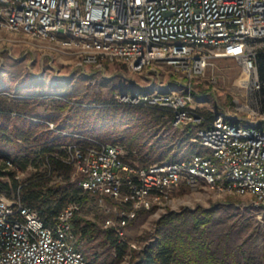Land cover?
Segmentation results:
<instances>
[{"label":"built area","instance_id":"2783aa9c","mask_svg":"<svg viewBox=\"0 0 264 264\" xmlns=\"http://www.w3.org/2000/svg\"><path fill=\"white\" fill-rule=\"evenodd\" d=\"M0 28L71 49L81 64L101 69L121 61L134 72L148 67L158 75L165 66L188 82L213 59L232 57L241 62L251 92L262 84L257 58L264 53V0H0ZM172 84L120 91L118 101L158 107L171 115L174 127L197 126L190 140L200 151L141 165L128 160L129 150L117 143L77 140L65 147L64 161L76 171L71 179L102 202L116 200V220L106 223L118 235L138 210L164 204L182 187L248 197L264 206L260 97L249 118L218 112L208 119L192 105L190 92L181 94ZM75 209L69 204L47 224L20 199L0 195V264H91L73 241Z\"/></svg>","mask_w":264,"mask_h":264},{"label":"trees","instance_id":"16d2710c","mask_svg":"<svg viewBox=\"0 0 264 264\" xmlns=\"http://www.w3.org/2000/svg\"><path fill=\"white\" fill-rule=\"evenodd\" d=\"M257 70L262 83L258 94L264 107V53L257 58ZM76 98L83 100V97ZM43 99L31 95L19 101L0 94V141L9 142L29 136L34 139L35 147L39 148H21L16 143L13 155L1 152L6 160L0 166V176L6 162L22 170L29 166L45 165L44 173L34 172L23 183L16 178L15 170H7L4 172L7 180L2 182L0 191L13 189L20 200L36 209L47 224L69 204L86 206L99 197L81 188L68 190L75 183L71 181L74 168L64 161L66 150L62 146L67 139L73 138L65 135L64 129L88 133L90 137L103 142L110 140V135L120 130L119 143L129 150L128 160L138 159L141 165L185 158L182 155L183 145L180 144L183 140L187 141L185 146H197L190 140L193 132L189 126L183 131L173 128L171 115L158 107L116 106L111 100H99L98 106L81 107L75 104L72 95L49 103ZM31 117L40 121L34 123ZM48 122H54L55 129H51ZM109 123L113 124L112 130H108L110 125L103 126ZM159 131L160 136L154 139ZM166 132L169 134L166 135ZM51 175L63 176V179L55 180ZM215 211V208L199 207L194 211L165 214L158 223L153 241L140 253H134L132 264H264V245L257 251L252 248L248 237L235 243L231 230L219 232ZM142 212L147 211L138 210L136 214ZM72 223L75 247L88 255L85 258L89 263L95 264L99 258L96 250L91 252L94 249L92 243L98 237V244L107 246L115 256L111 264H116L128 254L127 241L114 228H102L97 222L79 215L77 209Z\"/></svg>","mask_w":264,"mask_h":264},{"label":"rangeland","instance_id":"374dc122","mask_svg":"<svg viewBox=\"0 0 264 264\" xmlns=\"http://www.w3.org/2000/svg\"><path fill=\"white\" fill-rule=\"evenodd\" d=\"M79 57V53L71 49H65L35 40L21 33L0 28V94L19 101L26 100L31 95L40 96L47 103L65 99L72 95L76 100L75 104L81 107L98 106L99 100L105 102L111 100L114 105L118 106L123 105L118 101L120 91H138L150 82L164 84L172 81V87L174 86L181 94L190 92L192 105L208 119L218 112H225L231 118H249L252 110L256 108V98H259L258 92L249 90L246 83L248 76L241 62L232 57L213 59L211 64L207 66L205 73L201 76L192 77L190 82L187 78L173 74L165 66L158 68L159 75L154 69L148 67L142 71L134 72L126 63L121 61L105 63L100 69L91 64H81ZM76 96L83 97V100L76 98ZM31 118L34 123L40 121L38 118ZM53 123H49L51 129H55ZM109 125L110 127H108ZM103 126L112 130L113 124L109 123ZM187 126L194 136L198 129L197 126L174 127L172 125L173 128H179L181 131ZM262 127L264 128V124ZM64 130L63 133L73 139H67L62 146L63 148L77 140L88 143H105L90 137L88 133ZM116 131L110 135V140L106 142L117 143L127 149L124 144L119 143L121 131ZM160 134L161 131L155 135L154 139ZM168 134L169 132H166V135ZM166 142L171 143L170 141ZM16 143L21 148L39 149L35 147L34 139L29 138V136L25 139H12L9 142L0 141V166L6 160L1 152L6 151L13 155ZM186 143V140L180 143L183 145L182 155L185 158L200 151L198 145L194 148L192 144L185 146ZM134 161L139 163L138 159ZM44 168L45 165L41 164L40 166H29L22 170L16 168L14 164L6 162V166L2 168L3 175L0 176V186L7 180V175L4 174L7 170H15L16 178L20 183H23L34 172L44 173ZM51 176L55 180L63 179V176ZM72 176H76L75 169ZM73 188L80 187L75 182L68 190ZM0 195L10 200L20 199L18 193L11 188L0 191ZM250 202L248 197L219 195L211 189L191 190L182 187L174 192L164 204L154 207L146 213L142 212L139 215L135 213L120 228L122 234L119 236L127 241L129 252L116 264H132L134 253H140L153 241L158 223L165 214L173 211H194L199 207L215 208L219 232L231 230L235 243L248 237L252 248L260 251L264 245V206L253 205ZM75 204L79 215L97 222L102 228L112 227L106 223L108 218L116 220L115 207L118 205L116 200L106 198L102 202L96 199L90 201L86 206ZM75 239L76 236L74 235V242ZM98 240L99 237L92 243L94 249L92 248L91 252L96 250L99 254L95 264H111L115 257L113 252L107 246L98 244ZM84 255L87 254L84 253ZM89 256L91 257L92 254Z\"/></svg>","mask_w":264,"mask_h":264},{"label":"bare ground","instance_id":"6f19581e","mask_svg":"<svg viewBox=\"0 0 264 264\" xmlns=\"http://www.w3.org/2000/svg\"><path fill=\"white\" fill-rule=\"evenodd\" d=\"M246 76V75H245ZM243 81V80H242Z\"/></svg>","mask_w":264,"mask_h":264},{"label":"snow or ice","instance_id":"6c2138e0","mask_svg":"<svg viewBox=\"0 0 264 264\" xmlns=\"http://www.w3.org/2000/svg\"><path fill=\"white\" fill-rule=\"evenodd\" d=\"M238 51V50H237Z\"/></svg>","mask_w":264,"mask_h":264}]
</instances>
